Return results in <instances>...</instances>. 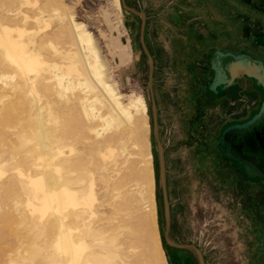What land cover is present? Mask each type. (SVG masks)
Here are the masks:
<instances>
[{"label":"bare ground","instance_id":"bare-ground-1","mask_svg":"<svg viewBox=\"0 0 264 264\" xmlns=\"http://www.w3.org/2000/svg\"><path fill=\"white\" fill-rule=\"evenodd\" d=\"M29 3L0 0V82L15 93L0 121V136L8 131L16 140L6 152L0 149V179L10 184L34 228L55 217L54 240L33 244L41 251L34 258L41 264H156L146 100L132 95L125 101L109 82L92 35L73 18L67 51L53 42L60 32H31L30 23L47 20L35 9L28 13ZM115 3L119 7V0ZM114 47L122 63L131 60L128 36ZM13 116L20 126L8 125ZM139 175L150 185L147 197ZM98 206L106 207L112 234L75 225L83 215L95 218ZM141 212L147 220L137 218Z\"/></svg>","mask_w":264,"mask_h":264},{"label":"rangeland","instance_id":"rangeland-1","mask_svg":"<svg viewBox=\"0 0 264 264\" xmlns=\"http://www.w3.org/2000/svg\"><path fill=\"white\" fill-rule=\"evenodd\" d=\"M34 1L36 0H32L33 4L25 5V9L28 13H32L35 9L38 14L45 15L44 19L47 22L30 23L31 32H38L39 35L60 32L59 37H56L53 42L60 50L67 51L70 48L68 34L72 30V25L69 22L73 18L74 22L81 24L92 35L108 80L119 87L125 95V101L127 102L132 95L143 96L146 100L150 127L147 136L153 157V188H151V191H153L159 234L154 251L155 261L156 264H164V262L167 264H200L195 249H176L169 246L164 239L167 217L163 190L160 184L158 146L162 147V151L165 147L177 146L178 143L173 139L177 128L162 126L159 123L157 111L155 113V126L152 106L155 103L157 105L158 87L166 81L168 84H174L176 80L173 71L169 69L168 62L165 61L164 49L158 46L157 40H155L158 38L155 25L150 24V19L147 20L146 17L142 19L139 14L124 8L121 2L120 12L115 0H52L50 2L37 0V5ZM123 1L128 8L138 12L143 11L142 1H140L139 7L134 6L129 0ZM40 8L44 11L42 12ZM60 17L62 20H60ZM127 36L132 49V58L129 62L122 63L119 60L118 48H115L114 45L119 40L124 42ZM142 42L146 50L142 47ZM146 51L151 56L152 68ZM53 55L59 58L58 54L53 53ZM200 65L197 64L196 68L201 67ZM13 97H15V93H9L4 83L0 82V121ZM232 112H226L225 109L222 111L216 110L215 113L212 110H207L203 112V116L202 114L200 116L203 120H206V128L209 126L210 132L212 131L218 135L220 129L218 123L224 125L233 121L234 115L230 116ZM23 114L24 112L21 111V115ZM62 122L65 123L64 117H62ZM8 125L20 126L16 116L8 121ZM154 130H156L157 137L154 135ZM10 141L16 142L11 133L8 131L2 132L0 136L1 151L6 152L8 150L12 143ZM185 145L182 144V150ZM214 146L217 149V144ZM181 160L187 165L188 159ZM195 161L198 162L197 159ZM138 168L141 170L140 167ZM196 175L194 173V176H184L188 179L184 178L186 186L181 207L179 206L180 198H177L176 194H173L169 200L170 214L168 221L170 218V229L167 235L168 238L177 243L194 244L200 250L204 264H264V244L260 235L257 234L255 226L251 227V235L244 242L246 236L249 235V233L246 235L244 232L246 217L248 222L254 216L264 219V202L260 203L258 200L260 191L264 192V184H261V188L257 189V186L253 183L254 181H247V201H242V204H245L246 208L249 209L247 216H245L241 214L245 208H239V195L236 191L223 189L217 180L214 183L210 178L200 179L202 176L198 177ZM138 178L144 188L145 197H147L150 193V185L143 179V175H139ZM98 183L100 184V182ZM2 184H4L3 180L0 179V264H41V258H34L36 252L39 254L41 251L33 249L35 248L33 244L43 243L45 240L49 242L54 240L56 233L54 227L55 217L51 215L47 222L48 225L44 228L40 227V230L34 228L27 216L25 206L17 203L16 199L10 194L12 190L10 184L6 183L3 186ZM261 204L262 210H260ZM98 210L99 214L95 218L91 219L88 215H83L84 219L75 221V225L77 227L81 226V228L86 225H94L103 228L106 234H112L113 231L108 221L110 215L104 212L106 207L98 206ZM136 216L142 221L147 220L144 212L137 213ZM68 221H71V219H68ZM96 234H98L97 231ZM87 239L90 241L91 237L88 236ZM30 244L32 245L30 246ZM126 260L131 262V259Z\"/></svg>","mask_w":264,"mask_h":264},{"label":"crops","instance_id":"crops-1","mask_svg":"<svg viewBox=\"0 0 264 264\" xmlns=\"http://www.w3.org/2000/svg\"><path fill=\"white\" fill-rule=\"evenodd\" d=\"M129 1L138 7L142 1V12L147 20L150 19V24L155 25L158 35L155 40L164 49L165 61L176 80L174 84L164 81L158 87L155 108L162 126L177 128L173 139L188 144L179 150L180 158L188 159L187 165L182 162L181 174L198 176L201 168H212L213 182L217 180L223 189L236 191L239 208H245L241 214L247 216L249 209L242 204L247 201V178L228 168L217 150L209 158L195 157L194 144L201 141L202 128L206 126V120L200 116L203 112L225 109L233 111L230 116L236 118L257 108L261 101L262 91L248 78L240 77L233 85L217 92L208 90V84L212 78L209 61L215 50L247 52L264 60L263 0ZM197 64L201 67L196 68ZM218 125L220 129L223 126L222 123ZM217 136L214 133L215 144ZM260 207L262 210V204ZM252 226L264 244V219L257 216L249 222L246 217L244 232L249 235L244 242L250 237Z\"/></svg>","mask_w":264,"mask_h":264},{"label":"water","instance_id":"water-1","mask_svg":"<svg viewBox=\"0 0 264 264\" xmlns=\"http://www.w3.org/2000/svg\"><path fill=\"white\" fill-rule=\"evenodd\" d=\"M120 2L124 8L139 14L141 18L144 19L145 14L143 12L128 8L123 0H120ZM142 47L146 50L143 42ZM146 53L148 54L147 51ZM148 57L150 58L149 61L151 67V56L148 54ZM210 69L212 71V78L208 84V90L212 92H217L219 89H225L233 85L235 80L241 77L253 80L255 86L263 93V98L258 111L249 120L245 122L230 123L222 129L219 137V145L222 156L236 161L237 165L242 167V173L246 178H262L264 180V168L260 170L256 165L255 160L250 157L252 154L250 151L254 148L248 143L251 138L255 139V141H259L264 137V64L261 60L254 58L251 54L246 52L233 53L231 51L215 50L210 60ZM155 113L156 108L153 104L152 115L154 125L156 126ZM154 135L157 137L156 130H154ZM158 148L160 160V184L163 190L167 217L165 238L168 243L179 245L170 240L167 236L169 206L166 198L165 178L163 174L162 147L159 145ZM230 153L233 154L231 155ZM189 246L197 251L200 264H204L200 250L194 245Z\"/></svg>","mask_w":264,"mask_h":264},{"label":"flooded vegetation","instance_id":"flooded-vegetation-1","mask_svg":"<svg viewBox=\"0 0 264 264\" xmlns=\"http://www.w3.org/2000/svg\"><path fill=\"white\" fill-rule=\"evenodd\" d=\"M263 3H264V0H263ZM118 8L120 9V12H121L120 0H119V7ZM145 17H146V15H145ZM253 57L257 58L255 56H253ZM211 58H212V56H211ZM211 58H210V60H211ZM257 59L261 60L264 64L263 59H260V58H257ZM209 67H210V61H209ZM262 98H263V93H262ZM262 98H261V101H262ZM261 101H260V103H261ZM260 103H259L257 108L253 107L251 110H247L241 117H236L233 119V121H230L227 124H224L222 126V128L220 129L219 134L216 138L217 149L214 146L215 143L213 142L214 133L212 131L210 132V130L208 128L209 126H207V128L205 126L203 128L204 131L202 130V132H201V135H202L201 141L198 142L197 144H194V145H196V148H197V151H195V153H194L195 157L198 156L200 159L209 158L214 153V151L217 150L220 153L221 159L223 160V162H225V165L228 168H231L232 170H237L239 173H242L243 169H242V167L237 165L236 161L222 156V153L220 150V145H219V137H220L222 129L225 126H227L228 124L234 123V122H245V121L249 120L258 111ZM206 129H207V131H206ZM259 141H257V140L255 141V139L251 138L248 143H249V145L252 146V148H254L253 150L250 151V152H252L250 157L255 160L256 165L261 170L264 168V137L261 138ZM182 144H183L182 142H178L177 146H173L172 148L165 147L162 151L163 160H164V178H165L166 198L168 199V203L170 204V201H169L170 198L172 197L173 194H176L177 198H180V201H179L180 207L182 206L181 204H183L182 200L184 198V190H185V186H186V182L184 180V178H186V177H184L181 174V171L183 170V165H182V160L179 156V150L182 147ZM186 145H188V144H186ZM185 146H183V147H185ZM173 154H175V157L173 156ZM230 154L232 155L233 153H230ZM209 161L210 160H208L206 162L208 163ZM199 173L200 174H198V177L202 176L200 179H202L204 177H206L207 179L213 178L212 168H208V167L201 168L199 170ZM247 180L254 181L253 183L255 186H257V189H260L261 188L260 185L264 184V180L262 178H247ZM258 200L261 203L264 202V192L260 191V196H259ZM169 210H170V208H169ZM169 214H170V211H169ZM169 229H170V218H169V224H168V228H167V235H168ZM164 239L167 242L165 235H164ZM178 244L179 245H174V244L168 243L169 246L174 247L176 249H179V248L180 249H191L192 247L189 245H194L191 243H178ZM168 253H170V252L168 251Z\"/></svg>","mask_w":264,"mask_h":264}]
</instances>
